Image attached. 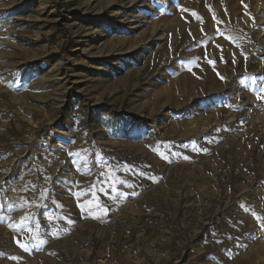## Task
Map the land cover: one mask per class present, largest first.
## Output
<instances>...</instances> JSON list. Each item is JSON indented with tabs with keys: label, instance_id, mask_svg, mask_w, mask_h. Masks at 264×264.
<instances>
[{
	"label": "rangeland",
	"instance_id": "1",
	"mask_svg": "<svg viewBox=\"0 0 264 264\" xmlns=\"http://www.w3.org/2000/svg\"><path fill=\"white\" fill-rule=\"evenodd\" d=\"M261 88L264 0H0V264H264Z\"/></svg>",
	"mask_w": 264,
	"mask_h": 264
},
{
	"label": "built area",
	"instance_id": "2",
	"mask_svg": "<svg viewBox=\"0 0 264 264\" xmlns=\"http://www.w3.org/2000/svg\"><path fill=\"white\" fill-rule=\"evenodd\" d=\"M196 212L197 215L199 216L198 218V222L196 224V222L194 221V218L192 214L188 213L186 214V210L182 212L181 217L177 216L176 212L173 213H164L163 215V221L166 225V232L167 231H179L180 234H175L176 236H174L173 234L171 236L166 237V245L170 246L172 248H175L177 250L182 249L181 251V256L179 258H177V255L175 252H171L169 250V248L163 249V248H155L154 243L151 244V247L155 248L152 249L155 252V256L154 258L157 259H164L169 261L171 264H221V262H219V260L217 258H211L205 262L199 261V262H195V261H190L188 257H186V259L183 261L182 258L185 255V252L187 251L186 248H188L192 243H193V235L198 231L200 232L202 226L207 225L208 224V220L204 219L206 217L205 214L208 212V206L205 204H196ZM204 219V220H203ZM217 222V221H215ZM219 222V221H218ZM210 224H212L213 222H209ZM201 225V226H200ZM111 249L112 252H116L117 254L120 255L121 252H123V247H122V243H120V241L117 239H115L114 241H112L111 243ZM172 250V249H171ZM135 260H140L139 262L144 260L143 255L141 254H134L132 256Z\"/></svg>",
	"mask_w": 264,
	"mask_h": 264
},
{
	"label": "snow or ice",
	"instance_id": "3",
	"mask_svg": "<svg viewBox=\"0 0 264 264\" xmlns=\"http://www.w3.org/2000/svg\"><path fill=\"white\" fill-rule=\"evenodd\" d=\"M193 15H195V14H193ZM213 18L216 19L215 17H213ZM218 23H219V21H218ZM219 31H220V30L217 29V32H219ZM226 38L229 39V40L232 39L231 37H226ZM208 62H209L210 64H211V63H214V61H211V60H209ZM221 79H223V77H221ZM260 91H261V92H264V88H261ZM262 98H264V97H261V96H259V95L257 96V99H262ZM120 195H122V194H120ZM41 243H43V241H41Z\"/></svg>",
	"mask_w": 264,
	"mask_h": 264
},
{
	"label": "crops",
	"instance_id": "4",
	"mask_svg": "<svg viewBox=\"0 0 264 264\" xmlns=\"http://www.w3.org/2000/svg\"><path fill=\"white\" fill-rule=\"evenodd\" d=\"M141 225V224H140ZM139 224H138V228H140L139 226H140Z\"/></svg>",
	"mask_w": 264,
	"mask_h": 264
}]
</instances>
